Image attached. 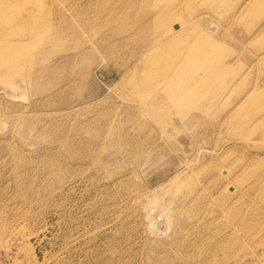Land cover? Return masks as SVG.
<instances>
[{"label":"rangeland","instance_id":"rangeland-1","mask_svg":"<svg viewBox=\"0 0 264 264\" xmlns=\"http://www.w3.org/2000/svg\"><path fill=\"white\" fill-rule=\"evenodd\" d=\"M0 9V264H264V0Z\"/></svg>","mask_w":264,"mask_h":264},{"label":"bare ground","instance_id":"bare-ground-1","mask_svg":"<svg viewBox=\"0 0 264 264\" xmlns=\"http://www.w3.org/2000/svg\"><path fill=\"white\" fill-rule=\"evenodd\" d=\"M1 12V9H0ZM14 45L12 42H2L0 44V80H8L12 79L11 72L9 70V64L12 62L11 59L12 51L14 49ZM1 69H5V72L2 73Z\"/></svg>","mask_w":264,"mask_h":264}]
</instances>
